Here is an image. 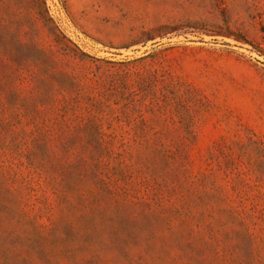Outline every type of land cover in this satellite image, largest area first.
<instances>
[{
    "label": "rangeland",
    "instance_id": "1",
    "mask_svg": "<svg viewBox=\"0 0 264 264\" xmlns=\"http://www.w3.org/2000/svg\"><path fill=\"white\" fill-rule=\"evenodd\" d=\"M0 264H264V0H0Z\"/></svg>",
    "mask_w": 264,
    "mask_h": 264
}]
</instances>
